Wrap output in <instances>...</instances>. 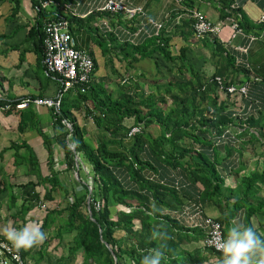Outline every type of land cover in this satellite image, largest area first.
<instances>
[{
  "label": "trees",
  "instance_id": "16d2710c",
  "mask_svg": "<svg viewBox=\"0 0 264 264\" xmlns=\"http://www.w3.org/2000/svg\"><path fill=\"white\" fill-rule=\"evenodd\" d=\"M53 1V10L64 4L76 9L67 14L71 34L72 24L90 26L92 19L104 15L123 18L118 13L93 10L86 14L89 17L85 23L78 6L83 3L88 9L94 7L93 3L87 6L85 0ZM232 1H219V21L232 16L241 29L251 30L253 27H247L248 21L242 19L237 6L231 7ZM13 4L17 10L18 2L15 0ZM181 4L185 11L194 10L193 0H181ZM36 11L42 21L38 22L41 29L35 31L39 37L35 47L42 59V27L53 11ZM187 15L184 23L168 30L163 25L156 35L144 12L139 18L144 17L150 28L135 35L136 38L133 36L132 41L125 40L115 51L110 45L114 34L104 38L96 26L92 35L104 55L102 64L92 50L88 52L95 64L93 80L83 91L81 87L67 91L58 111L48 108L52 118L50 135L39 127L37 113L29 107L12 106L0 111L5 116L18 115L19 132L34 128L46 150V155L39 157L26 140H21L12 141L0 151V158L4 159V153L12 150L15 170L25 167L23 175L27 177L19 185L24 199L18 204L14 186L9 183L10 174L0 166V195L7 196L13 225H25L32 210L56 200L60 202L53 208L38 207L44 213L40 227L45 231L55 226L56 238L72 233L71 256L80 252L85 264H141L143 257L154 250L163 253L161 264H219L222 253L206 246L205 255L200 250H179L184 242L204 240V229L194 224L211 216L198 207L193 223L188 218L186 224L183 221L180 224L176 218L162 213L163 208H172L167 199L182 204L191 198L201 204L212 201L219 211L212 218L220 224L223 238L227 237L229 225L238 219L264 240V167L257 166L258 160L264 162V151L245 157L241 150L243 146L255 150L256 144L264 147V114L258 109V116L253 114L255 106L249 100L252 95L248 83L238 78L247 71L236 64L228 45L218 35L208 33L197 38L211 44L207 61L214 69L207 73L194 70L189 63L188 42L177 50L170 48L177 30L184 41L192 35L194 19ZM261 17L259 21L264 25ZM105 44L109 46L103 49ZM112 53L121 56L123 74L146 58H151L159 68L158 56L171 62L172 70L177 71H169L171 74L165 80L158 77L148 80L142 71L137 75L139 81L135 78L126 82L123 74L114 71ZM99 69L104 75H107L105 70L116 73L112 80L117 89L95 81L102 74ZM244 84L247 86L244 95L227 91V86ZM240 97H248L243 114L234 108L239 106ZM88 119L93 129L84 123ZM134 127L140 131L129 135ZM243 134L248 135V140L241 138ZM56 148L61 150L64 171L75 173L70 189L64 187L61 170L56 167L59 165ZM250 162L253 166L245 173ZM41 163L46 164L45 174ZM81 170L91 177L92 188L80 179ZM3 240L10 243L0 236V241ZM31 249L19 250L24 261Z\"/></svg>",
  "mask_w": 264,
  "mask_h": 264
},
{
  "label": "crops",
  "instance_id": "0c3cea01",
  "mask_svg": "<svg viewBox=\"0 0 264 264\" xmlns=\"http://www.w3.org/2000/svg\"><path fill=\"white\" fill-rule=\"evenodd\" d=\"M14 1L15 0H0V102H14L24 98L53 97L58 89L57 81L51 74L46 72L45 68H43L41 53L36 50L35 47V41L39 39L35 31L41 29L38 26V22L41 23L42 16L37 14L34 0H16L18 2V7H16L17 10L14 9ZM85 1L88 6V4L98 3L99 0ZM219 1L220 0H193V9L205 15L209 20L216 22L221 20ZM130 2L134 6L142 7L148 19L151 18L154 21L163 23L165 27L167 26V30L173 27L175 28L176 25L179 26L187 20L186 11L182 9L184 6L181 4V0H130ZM232 2L237 6V9H239L242 19L248 21L249 25L247 27L251 26L253 28L248 31L243 27L246 29V31L242 29L244 30V34H237L234 38H230L229 27H224L219 38L222 43L226 44V46L228 45V49L234 56L236 64L247 71L246 74L243 73L238 78L241 82L248 83L249 95H252L250 96L251 98L249 97V100H251L252 105L255 106L253 114L258 116V110L264 114V25L259 21V18L264 16V0H233ZM86 9L87 7H83V3L78 6V11L82 12L80 13V17H82L81 19H83L85 23L87 22L85 19L89 17L85 15L89 8ZM49 10L52 11V8ZM178 10L180 13H177ZM49 16H51V14ZM92 20L90 26H79L78 23L77 25L72 24L71 31L75 37L78 48L87 52L92 50L97 58L98 55H100L102 59L104 55L101 49L97 47L92 35V30L95 29L96 26V29L99 33L103 34L102 37L104 38H109L111 33L112 36L114 34V39L111 40L112 43L110 44L111 46L113 45L112 49H114V51L118 50L120 44L125 40L132 41L134 37H137L135 35L142 33V31H147L150 28L149 25L146 24L144 17L143 19L141 17L139 18V15L133 20L128 18L119 19V17H109L107 15L102 17L99 16ZM123 20L131 21L127 24L126 21L124 22ZM261 26L263 27L261 28ZM130 28L134 29L130 30ZM180 32L181 31L177 30V36L171 39L170 48L177 50V48L188 42L186 55L193 69H201L206 73L207 71L213 70V65L207 61L210 56L208 47H210L211 44L197 39L194 37L193 32L191 33L192 35L186 37L187 41H184ZM248 35H253L254 38L251 40L247 37ZM240 47H247L246 52H241L239 49ZM118 59V61H121V56H118ZM157 69L168 72L173 70L177 71L176 68L172 70V63L167 61L161 63ZM142 71H145L144 67H138L137 71L136 69L127 71L123 75H121V73L118 74L123 76L126 82L135 78L139 81L137 75ZM182 71L185 70L183 69ZM166 74H168L166 75L168 77L171 73ZM99 76H97L95 81H100L109 88L107 83L105 84L108 75L104 76L103 74V77L101 75ZM247 98L240 97L241 102L239 106L234 107L238 109L237 111L240 110L242 114L245 113L246 110V103L244 102H246ZM28 107L31 111L33 110L37 113L38 118L36 121L39 127L43 129L45 134L50 135L52 132V118L49 109L44 106L35 107L30 105ZM18 123L19 117L16 113H12L8 116L0 113V151L3 148H7L12 141L20 142L21 140H26L39 157H44L46 155V150L36 130L34 128H26L24 132H19ZM84 123L90 124L91 121H85ZM241 138L248 140L249 137L247 134H243ZM241 150L245 157H249L250 153H252L253 156L256 152L261 153L264 151V147L256 144L255 150L248 146H243ZM60 151L59 149V152ZM57 152L58 151L55 149V153ZM233 155H236V153ZM3 157L4 159L0 158V166L4 167L5 173L10 174L9 183L14 186L13 192L17 195L18 204H20L24 196L19 189V185L23 181H27V177L23 175L25 167L20 166L15 170L16 167H14L13 163H9V158L10 161L12 159V150H7ZM254 163L256 164V161ZM249 164L250 166L244 169L245 173L251 169L253 162ZM257 164L259 168L264 167V162L261 160H258ZM40 167L43 174H45L47 171L46 164L41 163ZM62 167L58 168L61 170V177L62 175L65 177V174L69 176V172H65ZM66 179H62L65 185L64 187H67L69 184L67 189H70L72 186L71 178ZM40 189H42V187H40ZM166 201L172 205V208H163L162 213L176 218L180 224H186V220H188L190 216L196 214L195 210L198 207L211 217L219 215V211L213 206L212 201L205 204H201L195 199L191 200V198L185 200L182 204H177V202L170 201L169 199ZM59 202L60 201L56 200L46 202V207L53 208L57 205L56 203ZM38 207L29 213L25 225H21L20 223L13 225L10 213L7 210V196L1 194L0 236L8 240L5 235L6 229L13 227L21 229L26 225L29 227L36 225L40 226L44 213L39 210L41 206ZM234 223L240 222L238 219L235 221L233 220L229 228ZM44 232L47 234V238L42 243H38L32 247L30 254L26 257V262L28 264H85L80 252L71 256L69 245L72 241V233L64 234L60 238H56L55 226H52ZM179 250L191 252L200 250L204 255L207 253L202 240L184 242L179 247Z\"/></svg>",
  "mask_w": 264,
  "mask_h": 264
},
{
  "label": "built area",
  "instance_id": "2783aa9c",
  "mask_svg": "<svg viewBox=\"0 0 264 264\" xmlns=\"http://www.w3.org/2000/svg\"><path fill=\"white\" fill-rule=\"evenodd\" d=\"M53 0H39L35 8L37 10H46L52 8L51 16L44 21L42 27V48L43 57L42 64L47 73L57 81L58 89L53 97H35L24 98L19 101L5 102L0 104V111L9 110L14 106L16 109H23L30 105L35 107L53 108L58 111L60 108L61 100L64 94L74 87H81V91L88 88L89 83L93 80L95 64L92 56L85 50H81L76 45L75 37L70 33L69 21L67 18L68 12L74 11L70 4H64L60 9L53 10ZM232 3L231 7L235 8ZM96 10L100 12L109 11L111 13H118L123 18H134L136 15H144V10L140 6H134L130 0H99L94 7H90L86 14ZM186 15L189 13L190 17L194 19L192 26L196 38H201L203 35L211 33L220 37L224 27H229L230 38H234L237 34H244L241 27L238 25L237 20L228 16L222 21L213 22L206 16L200 14L197 10H187ZM85 14V15H86ZM188 16V15H187ZM264 21V16L261 17ZM149 22L155 27L157 35L163 23L149 19ZM107 26V25H106ZM253 39L252 35L247 36ZM241 52H246L247 47H240ZM218 82L221 81L216 77ZM227 91L234 93L238 91L244 95L247 92V86L230 85L227 86ZM139 127H134L129 131V135L139 132ZM41 208H46V205L41 204ZM196 214L189 217L190 223H193ZM195 226H201L205 231L204 245L215 251H220V245L224 239L220 224L212 217H204ZM0 264H28L22 259L21 254L11 243L7 241H0Z\"/></svg>",
  "mask_w": 264,
  "mask_h": 264
},
{
  "label": "clouds",
  "instance_id": "9594fccd",
  "mask_svg": "<svg viewBox=\"0 0 264 264\" xmlns=\"http://www.w3.org/2000/svg\"><path fill=\"white\" fill-rule=\"evenodd\" d=\"M5 235L17 251L31 248L47 238V234L39 225L32 227L26 225L21 229L9 228L5 230ZM220 250L222 258L219 264H264V240L252 227L242 223H234L229 228ZM162 258L163 253L154 250L143 257L142 264H161Z\"/></svg>",
  "mask_w": 264,
  "mask_h": 264
},
{
  "label": "rangeland",
  "instance_id": "374dc122",
  "mask_svg": "<svg viewBox=\"0 0 264 264\" xmlns=\"http://www.w3.org/2000/svg\"><path fill=\"white\" fill-rule=\"evenodd\" d=\"M35 1V5L37 6V4H38V1L39 0H34ZM109 46V44H105L103 47H108ZM99 49L101 48V47H99V46H97ZM96 47V48H97ZM102 47V48H103ZM104 49V48H103ZM102 51V50H101ZM112 55V57H114V58H112V59H114L113 60V65H114V71H117L118 73H121V74H123L124 73V69H123V67H122V65H123V62H121V61H118L119 59H118V57H116V56H113V53L111 54ZM157 61L161 64V63H163L164 61L162 60V57H160V56H158L157 57ZM98 60H99V64H102V57H100V55H98ZM135 66V67H134ZM134 66H133V69H136V71H137V68L138 67H144L145 68V71H143V72H145V74H146V77L148 78V80H151V79H154L155 77H158V78H156V79H163L164 80V78H166L167 76L166 75H168V74H166V73H169L168 71H160L159 69H157L155 66H154V63H153V60L151 59V58H146V59H143V60H141V61H138V62H136L135 64H134ZM132 69V70H133ZM99 71V73L101 74V76L103 77V74H104V71H101V69H99L98 70ZM125 71H127V70H125ZM105 73H107V79H106V81H105V84L107 83V85H108V87L109 88H112V89H117L116 88V83L112 80V76L113 75H115L114 73H113V71H106L105 70ZM105 76V75H104ZM100 77V76H99ZM123 77V76H122ZM156 81V80H155ZM145 86V85H144ZM146 87V86H145ZM145 89V88H144ZM49 119H50V117H49ZM79 120H80V118H79ZM82 120V119H81ZM87 121H90V119H88ZM93 124H92V121H91V123L90 124H88L87 126H89V127H91ZM90 129H93L92 127L90 128ZM34 134V133H33ZM13 135V134H12ZM11 136V135H10ZM2 139H3V137H2ZM56 150L58 151L57 153H55V156H56V160L57 161H59V165L57 166V168H61L62 166V169H64V167H65V164H64V162H63V160H62V153H61V151L59 152V148H56ZM57 154V155H56ZM11 162H12V159H11V161H10V158H9V163L11 164ZM85 170H86V168H85ZM85 171H80V179L81 180H83V182H85L87 185H89V187L90 188H92V181H91V177L90 176H87V175H85V173H84ZM75 173L74 174H70L69 173V176H67L66 174H65V177H64V175H62V179H68V178H71V184L73 185V178H75ZM66 179V180H67ZM68 187H69V184L67 185ZM65 190V189H64ZM41 209H46V208H41ZM262 233H264V231H262Z\"/></svg>",
  "mask_w": 264,
  "mask_h": 264
},
{
  "label": "water",
  "instance_id": "95a60500",
  "mask_svg": "<svg viewBox=\"0 0 264 264\" xmlns=\"http://www.w3.org/2000/svg\"><path fill=\"white\" fill-rule=\"evenodd\" d=\"M89 199V198H88Z\"/></svg>",
  "mask_w": 264,
  "mask_h": 264
}]
</instances>
